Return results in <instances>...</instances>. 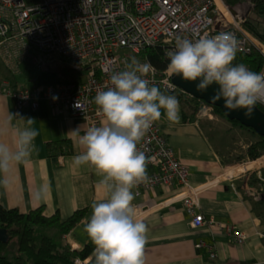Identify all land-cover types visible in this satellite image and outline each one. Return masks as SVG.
I'll return each instance as SVG.
<instances>
[{
  "label": "crops",
  "instance_id": "1",
  "mask_svg": "<svg viewBox=\"0 0 264 264\" xmlns=\"http://www.w3.org/2000/svg\"><path fill=\"white\" fill-rule=\"evenodd\" d=\"M251 2L250 10L241 11L232 6L237 12L233 11L251 15L255 6L253 0ZM216 16L220 20L219 27L229 26L225 18ZM256 17L264 25V17L259 14ZM156 86L166 91L162 85ZM167 93L179 100L175 92ZM179 116L178 123L170 124L165 117L159 122L176 154L190 168L191 183L207 184L200 193L199 206L206 222L191 227L187 220L189 210L182 198L171 200L184 191L179 179L171 185L160 183L151 188L138 185L133 189L136 219L148 227L144 264H264V202L261 200L264 183L252 184L248 176L227 177L237 153L233 134L247 133L236 132V126L209 113H197L190 118L180 103ZM9 117L16 126L26 123V119H34L33 127L39 135L30 163L13 168L7 187L2 183L5 177L0 174V201L23 211L42 206L46 214L58 212L62 219L82 212L66 240L73 247L85 246L89 238L84 226L91 216V204L107 196L94 171L73 164V156L80 152L79 135L88 129L86 118L76 115L69 107H55L44 98L37 107L27 105L19 110L13 96L0 91V127ZM79 127L78 135L74 130ZM11 138L10 131L3 137L9 142ZM61 153L64 164L59 165L57 158ZM159 169L157 162L147 161L148 173ZM233 228L246 233L245 241L236 240ZM72 238L77 242L73 244ZM199 242L202 244L198 245Z\"/></svg>",
  "mask_w": 264,
  "mask_h": 264
},
{
  "label": "built area",
  "instance_id": "2",
  "mask_svg": "<svg viewBox=\"0 0 264 264\" xmlns=\"http://www.w3.org/2000/svg\"><path fill=\"white\" fill-rule=\"evenodd\" d=\"M216 14L228 21L227 28L219 27ZM221 32L232 33L238 49L251 51L258 48L264 54V40L249 31L246 17L235 13L227 0H0V57L8 69L15 71L20 60L31 55L30 49L35 45L40 50L35 56L40 68H49L56 61H67L77 70L72 78L56 79L46 85L19 84L14 78L3 76L0 91L12 95L19 110L27 105L37 107L44 98L60 109L71 108L76 115L86 118L88 128L94 127L103 123L94 97L98 91L110 86L113 70L122 69L125 61L130 62L126 49L140 51L157 43L165 50L172 49L177 37L195 40ZM140 61L151 65L147 75L151 83L162 85L167 92L183 90L167 73V68ZM79 102L80 107H77ZM179 102L190 118L197 114L186 99H179ZM208 105L215 108L214 104ZM137 147L144 152L147 161L157 162L160 167L158 171L147 172L148 181L139 186L171 185L179 179L184 191L171 200L182 198L189 210L187 220L191 227L204 224L206 216L199 206L200 193L207 184L191 183L190 168L176 154L159 121ZM262 161L264 163V159ZM57 162L64 164L63 153L58 155ZM247 163L229 168L227 177L249 170L243 169ZM233 234L238 242L247 237L240 229L233 228ZM91 256L79 263L86 264Z\"/></svg>",
  "mask_w": 264,
  "mask_h": 264
},
{
  "label": "clouds",
  "instance_id": "3",
  "mask_svg": "<svg viewBox=\"0 0 264 264\" xmlns=\"http://www.w3.org/2000/svg\"><path fill=\"white\" fill-rule=\"evenodd\" d=\"M237 46L230 32L195 40L177 37L174 48L164 53L169 60L167 73L195 83L197 92L217 85L212 103L223 99L226 109H246L244 115L250 117L257 105L264 104V71L235 64ZM150 70L149 63L135 56L122 69L113 70L110 86L94 97L104 122L89 127L83 135H79L80 127L74 130L80 152L73 156V164L94 171L107 193L105 199L91 204V216L84 226L94 246V264H144L148 227L136 219L133 189L149 177L146 156L137 145L162 117L170 124L180 119L178 98L151 83L147 78ZM33 124L34 119L29 118L12 125L9 117L0 127V174L5 177V187L13 168L26 167L36 150L39 131ZM9 131L10 142L3 139ZM41 192H45L43 187Z\"/></svg>",
  "mask_w": 264,
  "mask_h": 264
},
{
  "label": "trees",
  "instance_id": "4",
  "mask_svg": "<svg viewBox=\"0 0 264 264\" xmlns=\"http://www.w3.org/2000/svg\"><path fill=\"white\" fill-rule=\"evenodd\" d=\"M227 1L233 6V1L236 0ZM253 2L255 4L253 12L264 17V0H253ZM255 20L257 17H248L246 24L250 31L264 39V25H260ZM126 51L130 56L135 55L140 60L153 62L163 69L167 68L169 63L168 58L164 55L165 48L160 43L146 46L137 52H132L131 49H126ZM234 63H243L251 70L261 72L264 71V54L258 48H253L251 51L237 48ZM50 67L55 68L58 72L56 79L60 80L72 78L77 73V70L67 61H56ZM175 93L179 99H189L194 106H198L195 101L208 102L184 90ZM214 106L222 116L233 122L234 125L245 126L258 135L257 139L247 147L245 153H235V158L245 157V155L257 157L264 153V134L258 133L253 127L245 125L238 119L230 118L221 106ZM259 106L264 109V104H259ZM248 180L252 184L264 183V177L260 178L257 175L248 178ZM261 200L264 202V198ZM81 217L82 212H77L67 219H62L58 212L52 215L46 214L42 206L23 211L18 206L9 207L0 201V226L7 227L10 233L9 240L4 241L0 238V264H78L80 260H85L92 255L94 248L89 239L81 248H72L63 239L64 235L77 224ZM43 227H53L58 229V232L56 236H53L45 232ZM16 236L18 237V253L10 257L5 251ZM86 264H94L93 255Z\"/></svg>",
  "mask_w": 264,
  "mask_h": 264
},
{
  "label": "rangeland",
  "instance_id": "5",
  "mask_svg": "<svg viewBox=\"0 0 264 264\" xmlns=\"http://www.w3.org/2000/svg\"><path fill=\"white\" fill-rule=\"evenodd\" d=\"M251 4H252L251 0L233 1V6L238 8L241 11L250 10L252 8ZM257 15L258 14H256V12H253V11L251 12V15H249V16L244 15L246 17V23H247L248 17H256ZM255 21L258 22L260 25H262V23L259 20H255ZM263 23H264V21H263ZM246 26H247V24H246ZM251 32L253 33V31H251ZM30 51H31L32 56L31 57L26 56L22 60H20L18 68L15 71L8 69L7 66L5 65L3 59L0 58V78L2 76L15 77V79H17L19 84H33L34 82H37L39 84H45V85L50 84L54 80H56V78L58 77V72L55 70L54 67L42 69L37 65V63L35 61V56L39 55V53H40L39 48L37 46L33 45L31 47ZM131 51L137 52V51H133L132 49H131ZM126 52H128V51H126ZM132 56H130V57H132ZM135 57H137V56H135ZM137 58L140 60L139 57H137ZM34 79H36V80H34ZM187 95L189 96L190 94H187ZM186 100L192 105V103L189 101V99L186 98ZM195 104L198 106H194V105H192V106L195 108V111L197 113H199V112L201 113L203 110H205V113L206 112L210 113V114L214 113V114H216V116H220V118H222V119L228 121L229 123L233 124V122L229 121L227 118L222 116L216 110V108L211 109L208 105L209 104L208 102L200 103V102L195 101ZM205 105H207V106H205ZM196 107H198V108H196ZM234 126H236L235 127L236 132L239 131V132H242L244 134L247 133V136L243 138V141L241 142V144H238L239 146L237 144H235V146L233 145L234 147L237 146L236 147L237 153H242V152L245 153L247 147L252 143L251 141H255L257 139L258 135H257V133H255L254 131L250 130L249 128H247L245 126H241V125H234ZM233 135H234L233 140H235L236 134H233ZM233 157L234 158L232 159V162L230 163L229 168L239 166L245 162L247 163V162H249L255 158L253 156H248V155H245V157L243 156L241 158L240 157L235 158V156H233ZM260 169H261V171H260ZM256 175H257V177H260V178L264 177V163L261 165L255 166L252 169H249L245 172H242V174H239L238 176L239 177L240 176H248L250 178V177H254ZM43 230L45 232L53 235V236H56L57 231H58V229L53 228V227H43ZM68 233H66L63 237L65 243L72 248H79V247H73L67 242L66 237H67ZM17 247H18V237L16 236L11 240L9 246L7 247L8 249L5 251V253L8 254L10 257H13L16 253H18ZM80 263H78V264H80Z\"/></svg>",
  "mask_w": 264,
  "mask_h": 264
},
{
  "label": "water",
  "instance_id": "6",
  "mask_svg": "<svg viewBox=\"0 0 264 264\" xmlns=\"http://www.w3.org/2000/svg\"><path fill=\"white\" fill-rule=\"evenodd\" d=\"M233 10H237L233 7ZM173 80L186 92L191 93L194 96H198L210 104L219 105L223 108L224 112L232 119H238L247 126L253 127L258 133L264 134V109L259 105L256 106L254 112L250 117L245 116L244 113L246 109L228 110L224 107V101L221 99L216 103H212L211 97L215 94V89L217 85H212L205 92H197L195 88V83L186 82L179 77L172 76ZM0 238L4 241L9 240L10 233L7 227L0 226Z\"/></svg>",
  "mask_w": 264,
  "mask_h": 264
},
{
  "label": "bare ground",
  "instance_id": "7",
  "mask_svg": "<svg viewBox=\"0 0 264 264\" xmlns=\"http://www.w3.org/2000/svg\"><path fill=\"white\" fill-rule=\"evenodd\" d=\"M247 135H236L235 136V143L237 144H241V142L243 141V138L246 137ZM252 142V141H251ZM264 159V155L262 158H258L254 161H250L248 162L247 164L243 165V169H252L256 164H259V163H263V160ZM71 242L74 244L77 242V239H71Z\"/></svg>",
  "mask_w": 264,
  "mask_h": 264
}]
</instances>
